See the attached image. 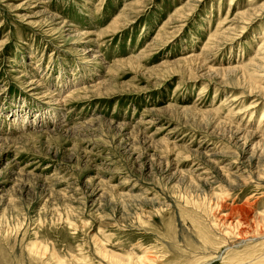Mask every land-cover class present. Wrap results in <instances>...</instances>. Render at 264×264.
I'll return each instance as SVG.
<instances>
[{
    "label": "rangeland",
    "instance_id": "rangeland-1",
    "mask_svg": "<svg viewBox=\"0 0 264 264\" xmlns=\"http://www.w3.org/2000/svg\"><path fill=\"white\" fill-rule=\"evenodd\" d=\"M263 138L264 0H0V264L254 260Z\"/></svg>",
    "mask_w": 264,
    "mask_h": 264
},
{
    "label": "bare ground",
    "instance_id": "bare-ground-1",
    "mask_svg": "<svg viewBox=\"0 0 264 264\" xmlns=\"http://www.w3.org/2000/svg\"><path fill=\"white\" fill-rule=\"evenodd\" d=\"M247 94L251 95L249 92ZM46 97H48V96H46ZM256 103H257V100L253 99L250 102V107H248L246 110L252 109V107H254V105ZM253 113H254V111L251 110L248 117H252ZM257 127H260V126L258 125ZM230 174H231V172H230ZM243 178H244V176H243ZM232 208H234V207H232ZM227 209H229L228 212L220 214L219 220H218V223H220V225H222L224 227V229L227 230V231L222 232V234H223L222 236H228V235L234 234V236H237L238 238H240V236L248 234L247 228L243 224L250 225L251 228L255 222H260L264 225V214H261V213L255 214L252 211H247L245 215L244 214L243 215H234L233 209H231V208H227ZM233 230H234V232H232ZM250 240L255 241L257 239L256 238H250ZM237 264H264V252L262 251L261 253H259L258 256L254 260H250V261L244 260V261L237 262Z\"/></svg>",
    "mask_w": 264,
    "mask_h": 264
}]
</instances>
